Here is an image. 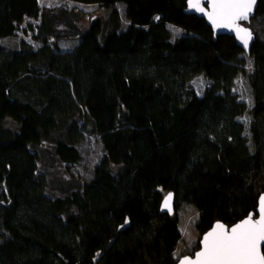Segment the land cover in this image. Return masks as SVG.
<instances>
[{"label":"trees","instance_id":"1","mask_svg":"<svg viewBox=\"0 0 264 264\" xmlns=\"http://www.w3.org/2000/svg\"><path fill=\"white\" fill-rule=\"evenodd\" d=\"M64 1L98 10L0 0V180L19 184L0 264H177L264 193V0L249 54L187 14L188 0ZM25 18L40 20L27 25L37 49L6 44ZM200 73L212 81L201 96L189 85ZM239 75L249 111L233 90ZM93 136L102 158L77 178L78 145ZM49 153L67 181L56 184ZM170 192L173 215L161 211ZM184 204L201 237L178 253Z\"/></svg>","mask_w":264,"mask_h":264},{"label":"rangeland","instance_id":"2","mask_svg":"<svg viewBox=\"0 0 264 264\" xmlns=\"http://www.w3.org/2000/svg\"><path fill=\"white\" fill-rule=\"evenodd\" d=\"M39 4L42 8H55L62 5H67L69 9L74 7L87 12L92 13L98 10L96 5H77L74 3L65 2L64 0H39ZM123 10V7L121 8ZM123 13V11H122ZM102 15V14H101ZM103 16V15H102ZM40 20H34L31 18H25L24 22L20 25L17 35L14 39L6 42L9 47L18 48L21 41H25L32 45L35 49L40 47V44L33 39V33L27 29L28 24L37 25ZM256 21H253V24ZM249 26V25H248ZM250 27V26H249ZM251 28V27H250ZM252 29V28H251ZM28 30V31H26ZM173 39L181 35V31L177 28L171 27ZM70 41H62L63 48H69ZM69 44V45H68ZM189 85L195 90L198 95H203L204 92L212 85V81L204 76L203 73L197 74L190 82ZM233 90L237 93L240 101L244 102L247 111H249L254 105V99L252 95V89L249 83L247 75H239L235 81ZM241 121L245 124V134L249 137L248 124L250 122L249 113H246ZM79 150L83 156L82 162L73 167L72 172L77 178L87 179L92 175L94 166L102 158L101 144L97 137H88L78 145ZM48 164L53 173V178L56 184L65 182L69 179L66 175V168L60 164L55 158L53 153H49ZM19 188V184L15 177H5L0 180V241L5 239L9 229V219L12 217L9 204L12 193ZM178 217L182 230V241L179 246L178 253L188 252L194 245L200 240V233L197 230L196 224L198 219V213L196 209L190 205H181L178 210Z\"/></svg>","mask_w":264,"mask_h":264},{"label":"snow or ice","instance_id":"3","mask_svg":"<svg viewBox=\"0 0 264 264\" xmlns=\"http://www.w3.org/2000/svg\"><path fill=\"white\" fill-rule=\"evenodd\" d=\"M256 0H210L208 19L216 28H227L236 32L237 38L247 48L251 32L242 28L239 21L247 20ZM190 6L203 12L200 0H190ZM171 196L168 197V200ZM168 200L165 206H168ZM259 218L249 215L231 229L223 224L216 226L203 238V248L195 260L185 257L181 264H264V196L260 198Z\"/></svg>","mask_w":264,"mask_h":264},{"label":"water","instance_id":"4","mask_svg":"<svg viewBox=\"0 0 264 264\" xmlns=\"http://www.w3.org/2000/svg\"><path fill=\"white\" fill-rule=\"evenodd\" d=\"M200 3H201V7L204 9L203 12H201V11H197L195 8H192V7L190 6V0H188L186 13H187V14H191V15H196V16H198L199 18H203V19H205L206 22H207V24H208L209 26L212 27V29H213V31H214V33H215V37H217V36H230V37L235 38L237 45H238L240 48H242L247 54H249V53H250V50H251V47H252L253 43L255 42L256 37H255V34H254L253 30H252L248 25L251 23V20H252V19L255 17V15H256V11H257V8H258V0H256V3L253 5V9H252V12L249 14V18H248L247 20L239 21L240 26H241L242 28L247 29V30H248L249 32H251V34H252V37H251V39L249 40V43H248L247 48H245L244 45H243V43L241 42V40L237 38L236 32H235L234 30H229V29H227V28H216V27L213 26L212 22L208 19V16H207V14H206L207 12H210V11H211V8H210V0H200ZM169 196H171V199H170V200H168V197H169ZM262 196H264V193H262V194L260 195V197H259V200H258V206H257L256 211H255V212H252V213L249 214V215H252V216H253V219H258V218H259V215H260V213H259L260 198H261ZM166 200H168V206H167V207L165 206V201H166ZM161 211H162V212H166V213H168V214H170V215H173V214H174V211H175V210H174V193L170 192L169 194H167V195L164 197V199H163V201H162V205H161ZM249 215H248V216H249ZM248 216H247L246 218H244V219H247ZM244 219H243V220H244ZM243 220H241V221H243ZM241 221H239L238 223H240ZM218 223H219V224H223V225H225V227H226L227 229H231V228L234 227L236 224H238V223H236V224H234V225H232V226H229V225H226V224H224V223H222V222H217V223H215V224L213 225V227H212L209 231H207L205 234L202 235L201 240H200V242H199V244H200V248H199V249H198L193 255H186V256H183V257L178 261L177 264H181V261H182L185 257H188L189 259L195 260V258H196V255H195V254H196L197 252H200V251L202 250V248H203V238H204V236L207 235V233H209L210 231H212V229H213V228L216 226V224H218ZM263 249H264V243L261 244V252H262V253H263Z\"/></svg>","mask_w":264,"mask_h":264}]
</instances>
